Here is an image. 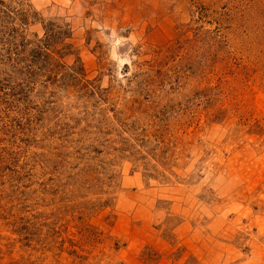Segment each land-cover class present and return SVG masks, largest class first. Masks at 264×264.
<instances>
[{"label":"rangeland","instance_id":"obj_1","mask_svg":"<svg viewBox=\"0 0 264 264\" xmlns=\"http://www.w3.org/2000/svg\"><path fill=\"white\" fill-rule=\"evenodd\" d=\"M0 264H264V0H0Z\"/></svg>","mask_w":264,"mask_h":264},{"label":"trees","instance_id":"obj_2","mask_svg":"<svg viewBox=\"0 0 264 264\" xmlns=\"http://www.w3.org/2000/svg\"><path fill=\"white\" fill-rule=\"evenodd\" d=\"M48 58V57H47Z\"/></svg>","mask_w":264,"mask_h":264}]
</instances>
